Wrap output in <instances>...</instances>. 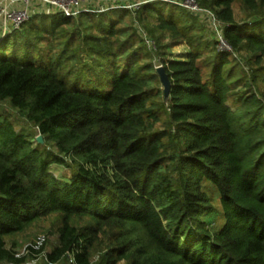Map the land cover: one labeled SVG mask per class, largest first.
<instances>
[{
	"label": "trees",
	"instance_id": "16d2710c",
	"mask_svg": "<svg viewBox=\"0 0 264 264\" xmlns=\"http://www.w3.org/2000/svg\"><path fill=\"white\" fill-rule=\"evenodd\" d=\"M235 1L209 2L233 52L204 38L180 6H142L140 16H154L190 47L186 59L161 57L172 82L163 128L152 100L162 94L156 64L137 66L147 46L127 53L130 40L114 43L118 15L40 10L1 40L0 101L44 140L0 112V262L44 254L50 264H91L99 232L117 227L106 264H264V89L253 85L259 72L243 78L230 58L243 47L256 63L264 58V0H240L254 12L243 24ZM92 16L102 17L94 20L99 33L87 32V23L84 33L51 43L62 26ZM75 43L90 56L64 66ZM205 52L211 59L202 65ZM54 163L72 167L70 178L56 176ZM54 213L62 219L51 250L35 241L19 255L7 245L8 236ZM78 217L91 223L79 228L71 222Z\"/></svg>",
	"mask_w": 264,
	"mask_h": 264
},
{
	"label": "rangeland",
	"instance_id": "374dc122",
	"mask_svg": "<svg viewBox=\"0 0 264 264\" xmlns=\"http://www.w3.org/2000/svg\"><path fill=\"white\" fill-rule=\"evenodd\" d=\"M81 7L83 8L84 12H88L92 15H97L99 13L110 12L111 19L115 18L118 15V19L120 21L117 22L118 32L116 35L114 34L112 40L116 44H122L125 40H130L129 47L127 53H131V51L135 49H144V47H148L150 52L145 53V56L139 55L136 56L135 62L138 67L146 64L147 62H152L156 64V67L162 65L161 57L165 55L167 58H181L186 59L187 55L190 51V47L185 39L176 38V35L171 30H164L158 26V20L152 15L148 16V18H144L140 16L139 12L143 9L142 6L149 2L161 1L164 7L163 10H167V5L169 3H174L177 6H180L184 12L186 13L184 16L186 18H190L195 20L198 29V32L204 34V38L207 40H215L217 38L218 44L216 48L218 50H228L232 51V48L227 44H223L219 39V33L223 34V23L218 19L213 17V10L209 7L210 0H173V1H162V0H79ZM34 1L32 0V4ZM21 2H16L15 6H21ZM235 20L243 24L245 21L250 19L254 12L246 8L240 0H236L232 3ZM40 7V6H39ZM41 11L45 12V10L51 14L57 11H60L56 6H42ZM37 11L38 7H37ZM81 11L80 13H82ZM80 13L77 15L79 16ZM178 13V12H177ZM216 16V15H215ZM79 18V17H78ZM99 16H92V18H87L86 23L83 24L85 18L80 19L76 24L69 25L67 27L62 26L65 28L64 32L58 34L57 38L52 39L51 43L54 42L55 44L62 42L65 36L68 34L66 32H72L77 28H82L81 32L84 33V27L87 23L92 24V27L87 32H94L99 33L101 29H99L98 25L95 24L97 21L100 20ZM105 20H108L107 17L104 16ZM103 19V20H104ZM84 20V21H83ZM83 21V22H82ZM112 20H110L111 22ZM109 22V21H108ZM109 22V23H110ZM26 27V26H25ZM24 27V28H25ZM26 27L25 29H27ZM69 28V29H66ZM28 31V30H27ZM46 40L43 43V46L47 43ZM65 42V40L63 41ZM121 42V43H120ZM126 42V41H125ZM84 45V43H82ZM78 44H71L70 51L66 52L64 58V66L75 64V61L79 59H88L89 53L86 52L84 49ZM12 48V42H8V49ZM55 49V47H53ZM78 50V51H77ZM58 53L57 49L50 51ZM73 52H76L73 58L70 59ZM67 58V56H69ZM123 55V54H122ZM205 58H202V65H204V60L206 58L209 60L211 59V54L205 52ZM143 56V57H142ZM236 56V57H235ZM230 56L233 62L239 61L241 67L237 69L238 75L243 78H248L251 80L254 73L259 72L256 74V79L254 80L253 85L258 86L261 90L264 89V58L261 60L260 63H256L254 60L253 54L249 52L246 47H243L237 54ZM200 60V62H201ZM90 62L93 64L96 61L91 58L89 59ZM107 61H105L106 63ZM79 64V63H78ZM77 66V65H76ZM205 70H208L209 65L204 66ZM160 78V77H159ZM155 85L159 86L162 89V94H154L152 96V100L156 103V108L159 112L160 121L157 123L158 128H163L168 125V101L165 99L163 85L161 80L157 82ZM0 112L8 113L12 116L15 126L17 129L25 128L29 130L30 136L36 138L39 134H36V128L27 120V118L17 111V109L13 108L9 101H0ZM50 144L45 145V148H51ZM51 170L56 176H59L64 179L70 178L72 174V167H68L64 164L54 163L51 166ZM211 195L214 199V204L217 208H219L218 199L216 192L211 190ZM62 214L61 213H54L48 215L46 217H42L37 219L34 223L26 227L23 231H20L14 235H10L7 237V245L10 247H14V249L18 252V254H28L29 253V246L34 245L35 241L38 246L43 241L47 242L46 250H51L52 247L57 243L58 238V231L61 225ZM72 223L76 224L79 228H82L91 223L89 218H73L71 220ZM98 234V238L94 243V247L91 250V264H106V254L112 245L111 238L114 233L118 232L120 228L117 227H104ZM71 259L66 258L61 260L56 264H70ZM0 264H12L8 262H0ZM23 264H50L47 262L46 257L44 254L39 255L37 257H29V259ZM117 264H130V262L126 259H122Z\"/></svg>",
	"mask_w": 264,
	"mask_h": 264
},
{
	"label": "built area",
	"instance_id": "2783aa9c",
	"mask_svg": "<svg viewBox=\"0 0 264 264\" xmlns=\"http://www.w3.org/2000/svg\"><path fill=\"white\" fill-rule=\"evenodd\" d=\"M0 0V18L4 23L5 35L10 34L14 30L21 27V25L29 20L34 11L41 10L42 6H56L60 11L64 12L67 16H77L83 8L81 7L79 0ZM162 1H173V0H162ZM16 2H21L22 5L15 6ZM40 6V7H39ZM213 17H217L213 14ZM219 39L224 44L230 46L224 38L222 33H219ZM231 47V46H230Z\"/></svg>",
	"mask_w": 264,
	"mask_h": 264
},
{
	"label": "water",
	"instance_id": "95a60500",
	"mask_svg": "<svg viewBox=\"0 0 264 264\" xmlns=\"http://www.w3.org/2000/svg\"><path fill=\"white\" fill-rule=\"evenodd\" d=\"M156 70H157V74L160 77L161 83L163 85V91H164L165 99L168 101L170 98V90H171V85H172L171 78H170L166 68L164 67V65L157 66ZM37 140L39 142H43V140H44L43 136L41 134H39L37 136Z\"/></svg>",
	"mask_w": 264,
	"mask_h": 264
},
{
	"label": "crops",
	"instance_id": "0c3cea01",
	"mask_svg": "<svg viewBox=\"0 0 264 264\" xmlns=\"http://www.w3.org/2000/svg\"><path fill=\"white\" fill-rule=\"evenodd\" d=\"M40 11V10H39ZM36 12H38L37 10H35L34 11V13H36ZM33 13V14H34ZM3 26H4V23H3V20L0 18V42H1V40L7 35H5V32H4V28H3Z\"/></svg>",
	"mask_w": 264,
	"mask_h": 264
}]
</instances>
